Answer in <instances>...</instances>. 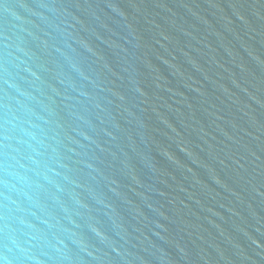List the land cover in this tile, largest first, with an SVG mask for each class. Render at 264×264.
Listing matches in <instances>:
<instances>
[{
    "label": "water",
    "instance_id": "1",
    "mask_svg": "<svg viewBox=\"0 0 264 264\" xmlns=\"http://www.w3.org/2000/svg\"><path fill=\"white\" fill-rule=\"evenodd\" d=\"M0 264H264V0H0Z\"/></svg>",
    "mask_w": 264,
    "mask_h": 264
}]
</instances>
